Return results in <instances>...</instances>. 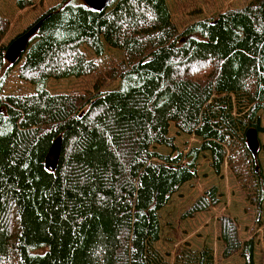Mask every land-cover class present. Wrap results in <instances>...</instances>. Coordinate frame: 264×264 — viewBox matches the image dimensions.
<instances>
[{
	"label": "trees",
	"instance_id": "obj_1",
	"mask_svg": "<svg viewBox=\"0 0 264 264\" xmlns=\"http://www.w3.org/2000/svg\"><path fill=\"white\" fill-rule=\"evenodd\" d=\"M36 24L17 69L35 93L3 95L16 64L5 59L9 24L0 17V264H169L153 247L159 212L197 177L202 153L214 174L227 166L260 222L264 176L245 135L264 134V0L182 31L166 0H114L102 11L62 0ZM105 47L122 58L100 69L87 51L99 58ZM86 77L95 78L91 91L46 89L49 80ZM108 81L119 87L101 91ZM170 125L200 145L178 152ZM58 138L51 171L45 159ZM219 198L216 187L205 190L183 217ZM218 221L221 259L253 264V239H239L233 218ZM172 264H214V256L185 243Z\"/></svg>",
	"mask_w": 264,
	"mask_h": 264
},
{
	"label": "rangeland",
	"instance_id": "obj_2",
	"mask_svg": "<svg viewBox=\"0 0 264 264\" xmlns=\"http://www.w3.org/2000/svg\"><path fill=\"white\" fill-rule=\"evenodd\" d=\"M20 0H0V17L9 24L3 39L4 45H9L20 35L26 33L39 16L62 0H29L31 5L20 9L17 2ZM250 0H166L170 9L172 21L182 31L187 25L200 19L213 18L227 10L239 8ZM31 38V37H30ZM28 39V42L30 40ZM29 44V43H28ZM86 50V48H84ZM88 58L95 60L99 68L114 64L122 58L119 51L104 48L102 57H95L87 51ZM23 63V58L11 70L3 89V95L33 94L35 88L24 83L17 77V69ZM95 78H68L49 80L46 89L50 94H74L92 90ZM119 81H108L101 91L115 90ZM261 126H264L262 113L259 114ZM169 137L173 138L178 152L185 154L189 149L198 147L200 141L192 136L177 132L173 125L169 128ZM259 149L256 159L264 176V134H258ZM154 152L168 155L171 150L163 146H154ZM209 153L199 155L197 177L184 184L177 193L172 195L168 204L159 212L160 238L154 244V249L165 260L172 264L176 249L183 244H189L192 250L209 248L213 252L214 264H245L238 255L230 259H221L222 244L218 241L219 221L222 216H229L237 223L238 237L244 242L253 239L255 253L253 264H264V203L260 222H256V211L244 193L240 190L232 173L223 165L219 175L214 174L210 167ZM216 187L220 194L218 206L210 211L198 213L193 218H184L183 214L202 195V193Z\"/></svg>",
	"mask_w": 264,
	"mask_h": 264
},
{
	"label": "water",
	"instance_id": "obj_3",
	"mask_svg": "<svg viewBox=\"0 0 264 264\" xmlns=\"http://www.w3.org/2000/svg\"><path fill=\"white\" fill-rule=\"evenodd\" d=\"M84 3L91 9L96 11H102L106 9L114 0H83ZM38 24L34 25L30 28L26 33L20 35L17 39L12 41L10 45L7 47L5 52V59L11 64H17L24 57V54L27 51L29 46L28 39L32 37L37 29ZM246 143L248 150L252 154V156L256 157L258 149H259V141H258V132L254 128H250L246 132ZM62 141L60 138L56 139L46 156L45 159V168L51 171H55L58 166V161L60 158V148Z\"/></svg>",
	"mask_w": 264,
	"mask_h": 264
}]
</instances>
